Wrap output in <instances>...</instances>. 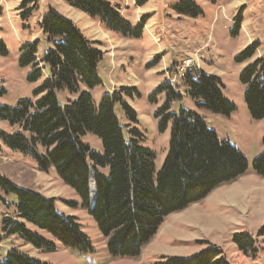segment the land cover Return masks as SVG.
I'll return each mask as SVG.
<instances>
[{"label": "trees", "instance_id": "16d2710c", "mask_svg": "<svg viewBox=\"0 0 264 264\" xmlns=\"http://www.w3.org/2000/svg\"><path fill=\"white\" fill-rule=\"evenodd\" d=\"M37 1L27 0L24 4L37 5ZM64 1L123 38L140 39L143 34L146 20L133 27L110 0ZM148 1L137 0V6ZM174 10L179 16L194 19L203 14L193 0H179ZM39 27L49 48L39 59V43L26 45L20 65L31 69L30 83L40 84L33 99L21 100L16 107L0 104V121L13 129L11 134L0 132V139L9 150L31 157L39 170H53L78 194L83 208L107 240L111 256L139 257L169 216L202 202L219 187L247 174L249 165L242 152L219 139L201 116L184 109L170 112V103L182 96L167 84L161 85L152 97L166 94L167 102L156 118L161 132L170 125L168 152L157 172L155 153L144 146V137L136 127L137 114L124 99L138 97L137 89L122 87L104 95L97 105L91 92L102 85L98 66L103 53L71 20L55 11L45 14ZM256 50V45L248 47L236 61L243 64L253 59ZM7 53L0 39V56ZM240 80L246 87L245 102L251 118L263 120L264 57L247 65ZM183 83L198 108L224 117L236 111V106L225 98L219 78L200 70L187 71ZM5 93L0 88V97ZM89 134L101 142L102 152L84 142ZM253 169L264 178V151L254 160ZM0 192L17 200L15 215L20 221L3 220L2 231L7 235L19 237L35 249L54 250L52 243L28 228L30 225L74 251H92L77 219L59 213L53 199L2 176ZM257 235L264 236V224ZM232 242L245 256L258 252L255 240L247 233L235 234ZM0 264L43 263L11 250L4 258L0 254ZM155 264L230 263L221 249L209 246L191 257H162Z\"/></svg>", "mask_w": 264, "mask_h": 264}, {"label": "rangeland", "instance_id": "374dc122", "mask_svg": "<svg viewBox=\"0 0 264 264\" xmlns=\"http://www.w3.org/2000/svg\"><path fill=\"white\" fill-rule=\"evenodd\" d=\"M26 1L0 0L3 8L0 39L8 51L6 56H0V88L6 91L0 97L1 105L16 107L21 100L33 99V92L40 83L28 81L31 69L20 65L21 51L26 45L38 42L37 56L39 59L43 56L49 45L39 24L45 14L55 11L70 19L103 53L98 66L102 85L91 92L97 105L104 95L122 87L137 89L138 97L124 99L137 114L136 127L144 137V146L155 153L157 172L164 163L170 140V125L161 132L156 118L167 96L162 93L152 98L163 84L182 96L170 103L171 113L184 109L201 116L219 139L242 152L249 168L246 177L233 186L221 188L209 201L169 216L139 257H113L107 240L89 211L83 208L78 194L53 170H39L31 157L9 150L0 139V176L53 199L59 213L77 219L92 246L91 252L74 251L30 225L28 228L52 243L54 250L35 249L19 237L7 235L2 231L3 220L20 221L15 215L17 200L0 192L2 258L16 250L43 264H155L162 257L188 258L216 246L230 264H264V236L257 235L264 224V178L255 176L253 169L254 160L264 151V119L251 118L245 102L246 87L240 80L247 65L264 57V0H217L214 3L193 0L203 12L195 19L176 14L174 7L179 0H149L142 7L137 6V0H110L133 27L146 20L140 39H126L110 32L64 0H38L37 5L24 4ZM252 45L257 46L255 57L239 64L236 57ZM196 70L221 80L225 98L236 106L230 117L200 109L188 96L183 76L187 71ZM62 99L64 101L61 96ZM117 113L125 122L118 108ZM0 132L11 134L13 129L0 121ZM84 142L92 150L102 152V144L95 136L87 135ZM207 219L214 222L209 223ZM238 233H247L255 240L258 249L255 256H245L238 251L232 242Z\"/></svg>", "mask_w": 264, "mask_h": 264}, {"label": "crops", "instance_id": "0c3cea01", "mask_svg": "<svg viewBox=\"0 0 264 264\" xmlns=\"http://www.w3.org/2000/svg\"><path fill=\"white\" fill-rule=\"evenodd\" d=\"M247 175V174H246ZM246 175L245 176H243L242 178H244V177H246ZM254 175L255 176H258L255 172H254ZM259 177V176H258ZM242 178H240L239 180H241ZM261 178V177H260ZM238 180V181H239ZM238 181H236V182H234V183H232V184H228V185H224V186H221V187H219L218 189H216L215 191H213L206 199H205V202H207V201H209V199L218 191V190H220L221 188H223V187H226V186H233L235 183H237ZM204 201V200H203ZM202 201V202H203ZM201 203V202H200ZM220 205H226V204H220ZM219 205V206H220ZM218 208H220V207H218Z\"/></svg>", "mask_w": 264, "mask_h": 264}, {"label": "bare ground", "instance_id": "6f19581e", "mask_svg": "<svg viewBox=\"0 0 264 264\" xmlns=\"http://www.w3.org/2000/svg\"><path fill=\"white\" fill-rule=\"evenodd\" d=\"M65 18H66V17H65ZM69 20H70V19H69ZM246 190L248 191V189H246ZM259 196H260V195H259ZM260 197H261V196H260ZM253 199H254V198H253ZM195 216H196V215H195ZM198 216H199V215H197V217H198ZM201 217H203V216H201ZM205 217H206V216H205ZM198 218H199V217H198ZM207 221L210 223V222H212L213 220H212V219H210V220L207 219ZM201 222H202V221H201ZM213 222H214V221H213ZM213 222H212V223H213ZM198 223H199V222H198ZM206 223H207V222H206ZM206 223H205L204 225H206ZM208 225H209V224H208Z\"/></svg>", "mask_w": 264, "mask_h": 264}]
</instances>
